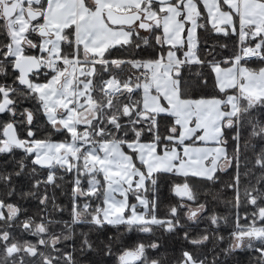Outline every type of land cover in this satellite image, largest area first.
Returning a JSON list of instances; mask_svg holds the SVG:
<instances>
[{
    "label": "snow or ice",
    "instance_id": "1",
    "mask_svg": "<svg viewBox=\"0 0 264 264\" xmlns=\"http://www.w3.org/2000/svg\"><path fill=\"white\" fill-rule=\"evenodd\" d=\"M0 187V264H264V0H0Z\"/></svg>",
    "mask_w": 264,
    "mask_h": 264
},
{
    "label": "trees",
    "instance_id": "2",
    "mask_svg": "<svg viewBox=\"0 0 264 264\" xmlns=\"http://www.w3.org/2000/svg\"><path fill=\"white\" fill-rule=\"evenodd\" d=\"M229 44L231 46V41H229ZM249 66L250 67H258L259 66V62H249ZM11 170V168L9 169ZM228 176L224 175L223 173H221V184L225 183L228 181ZM68 179H71L70 177H68ZM14 184H16L17 187V192L19 193L20 191H28L29 190V182L27 181L26 178H19L18 180L13 181ZM58 183H62L60 181H58ZM193 184L196 187V190L199 192V196H200V200L201 202H204L205 199H207L208 201V209L207 212L204 214L205 217H207L208 215H211L213 212H215L216 214L220 215V216H229L231 217L233 215V210L230 209V207L228 205H226L223 201L226 199L231 198V193H226L224 195H222L220 198L213 200V195L215 194L216 190L219 189L221 187V184H217L215 186V188L209 189L207 185H202L200 182L198 181H193ZM5 191V189H3L2 187H0V194H2ZM49 194H52L53 189L49 188ZM164 194H167V190L163 189ZM55 195L57 198V203L61 204V205H66L67 207L65 208V211L63 213L60 212H52V218L57 219V220H69V212L68 209L70 208V204L68 201V197L65 195H62V190L61 189H56L55 190ZM21 203H23L24 207L29 209V214H32L34 212L37 211V204L38 201L35 199H28V200H24L21 201ZM49 210H51V204H49ZM161 207H164V204L161 205ZM243 214V211H241V215ZM23 219V217H22ZM205 227V221L202 219L201 223L196 226V225H192V228L195 229L196 232L199 231V229H202ZM231 229V220L229 221V223L226 225L223 222H221L220 225V232L219 234L225 236V238H227L228 233ZM60 227L58 226L56 228V231H59ZM104 231V230H101ZM107 233L109 235H119L121 233L124 232V229L121 228L120 232L118 233L116 229L114 228H107L106 229ZM75 232L77 234V247L79 245V240L82 238L80 237V233L81 232H89L90 233V239L92 240H96L97 236L99 235V232L97 231H91L87 225L85 224H81V225H77L75 226ZM195 234V232H194ZM137 236H139L140 238H144L147 241V234H136V233H128L127 236H125V240L128 241V243H132L134 242V240L137 238ZM131 237L132 239L129 240L128 238ZM27 239H35L34 237H30V236H26ZM102 239V237H101ZM168 239V243L172 244L173 240L175 238L169 237ZM187 246L186 242L184 241H179L177 240L175 243V247L177 249H179L181 246ZM225 244H221L220 248L225 247ZM212 245L208 244L207 248H211ZM197 251H199V249H196ZM163 251V250H162ZM78 255V253H77ZM169 255H171V253H169ZM211 257H209L210 259ZM248 260H249V255L244 254V253H238L236 256L232 257V264H248ZM103 264H114V260L112 258H104L103 260Z\"/></svg>",
    "mask_w": 264,
    "mask_h": 264
}]
</instances>
